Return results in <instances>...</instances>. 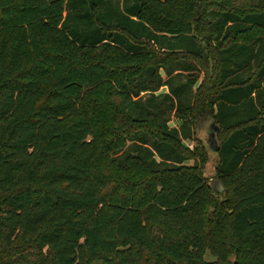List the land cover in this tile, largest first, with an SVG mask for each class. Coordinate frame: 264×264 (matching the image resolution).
Masks as SVG:
<instances>
[{"label":"trees","instance_id":"1","mask_svg":"<svg viewBox=\"0 0 264 264\" xmlns=\"http://www.w3.org/2000/svg\"><path fill=\"white\" fill-rule=\"evenodd\" d=\"M257 26L264 0H0V250L26 235L48 264H264V31L228 42ZM112 82L134 146L113 157L121 199L99 129L114 107L93 101ZM161 85L172 127L138 96ZM209 117L221 189L182 142Z\"/></svg>","mask_w":264,"mask_h":264},{"label":"rangeland","instance_id":"2","mask_svg":"<svg viewBox=\"0 0 264 264\" xmlns=\"http://www.w3.org/2000/svg\"><path fill=\"white\" fill-rule=\"evenodd\" d=\"M213 5H218V3H213ZM264 31L262 27H253L245 33L238 34L236 36H232L228 38L229 41L238 40V39H249L252 36L256 35L259 32ZM196 61L201 69V78H204L203 81V89L202 92L208 91L211 89V86L214 82V78L216 75V60H215V51L211 46L205 47V52L202 58H193ZM162 78H165V73L162 69H160ZM115 84L109 83L104 87L95 92L93 95V101L95 102V106H99L101 104L105 105V109L109 107H114L110 110L107 115L101 118V123L99 126L100 131L104 133L106 138L117 137L116 142L114 143L113 140L111 143L109 142L110 148L107 154V157L103 160L102 165L104 166L105 173L108 177V185H107V195L112 198L121 199L123 198V194L125 193V186L124 180L127 175V168L120 166L116 163V160L113 157H117L119 161L123 162L125 155L128 151H133L134 146L131 143L132 140H126L125 135L128 132V126H126L127 119L124 118V113L122 110V101L123 96L118 94L114 90ZM167 91L166 85L159 86L156 90H143L139 93V97L141 96L142 99H147L150 95H155L151 100V108H155L156 105L160 104L163 108H165L164 114L168 116L167 124L168 126H174L181 121V118L177 115V110L175 108L168 110L166 108V104L168 100H164L163 96L159 93ZM138 96H133L136 98ZM197 114L196 117H198ZM125 119V120H124ZM214 119L206 118L203 120H199V118H194L192 122V129L194 131L195 139H190L188 137L183 138L182 142L188 146L189 150H195L196 153L191 159L186 160V162H192L194 158L201 161V156H198L199 153L204 154V161L199 162L201 170L203 174L208 178V180L217 188H222V183L219 179H216L215 176V166L217 164V152L213 148L210 147L208 143L209 133L214 131L215 138L217 142L226 135L225 131H222L221 128L214 130L213 128ZM126 146V150L112 149L118 147L119 145ZM111 151V152H110ZM197 157H196V156ZM158 158V156L156 155ZM123 196V197H122ZM222 199L223 195H217L216 199ZM211 208L213 205L210 204ZM42 259H46V254L44 252L38 253L33 246L32 239L25 235H20L18 240L9 248H4L0 250V264H48L45 261L38 260V257ZM206 258H213V256L207 251L205 252ZM233 256L231 253L227 256V261L224 264H230ZM229 259V262H228Z\"/></svg>","mask_w":264,"mask_h":264},{"label":"water","instance_id":"3","mask_svg":"<svg viewBox=\"0 0 264 264\" xmlns=\"http://www.w3.org/2000/svg\"><path fill=\"white\" fill-rule=\"evenodd\" d=\"M219 128V126L217 125V124H215L214 125V129H218ZM208 143H209V145H210V147L211 148H213V149H217L218 148V143H217V140H216V138H215V133H214V131H211L210 133H209V137H208ZM223 187V186H222ZM216 188V187H215ZM217 189V188H216Z\"/></svg>","mask_w":264,"mask_h":264},{"label":"crops","instance_id":"4","mask_svg":"<svg viewBox=\"0 0 264 264\" xmlns=\"http://www.w3.org/2000/svg\"><path fill=\"white\" fill-rule=\"evenodd\" d=\"M200 76H201V74H200ZM200 79H201V77H199V79L197 80V83L200 82ZM214 125H215V122H213V128H214ZM214 130H216V129H214Z\"/></svg>","mask_w":264,"mask_h":264}]
</instances>
